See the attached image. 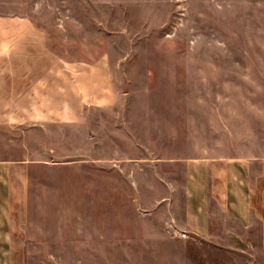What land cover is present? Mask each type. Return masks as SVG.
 Instances as JSON below:
<instances>
[{
	"label": "rangeland",
	"instance_id": "obj_1",
	"mask_svg": "<svg viewBox=\"0 0 264 264\" xmlns=\"http://www.w3.org/2000/svg\"><path fill=\"white\" fill-rule=\"evenodd\" d=\"M201 157L264 158V0H0L10 264H264L184 226Z\"/></svg>",
	"mask_w": 264,
	"mask_h": 264
},
{
	"label": "crops",
	"instance_id": "obj_2",
	"mask_svg": "<svg viewBox=\"0 0 264 264\" xmlns=\"http://www.w3.org/2000/svg\"><path fill=\"white\" fill-rule=\"evenodd\" d=\"M49 72L32 77L27 84L24 76L20 77L21 82L14 85L15 108H22L20 104L32 93L42 90L43 79ZM14 162L0 159V264H10ZM218 211L224 221L234 223L226 226L224 234L229 245L247 251L252 242L246 240V234L253 229L261 231L264 247V158L201 157L186 160L184 226L198 235L211 236Z\"/></svg>",
	"mask_w": 264,
	"mask_h": 264
}]
</instances>
